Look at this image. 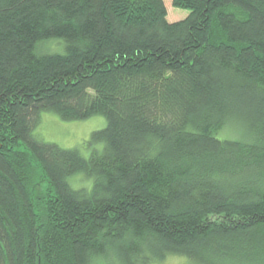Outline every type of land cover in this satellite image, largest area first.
I'll return each mask as SVG.
<instances>
[{"label":"trees","instance_id":"trees-1","mask_svg":"<svg viewBox=\"0 0 264 264\" xmlns=\"http://www.w3.org/2000/svg\"><path fill=\"white\" fill-rule=\"evenodd\" d=\"M172 5L0 0V264H264V0ZM42 111L102 114V150L37 138Z\"/></svg>","mask_w":264,"mask_h":264},{"label":"rangeland","instance_id":"rangeland-1","mask_svg":"<svg viewBox=\"0 0 264 264\" xmlns=\"http://www.w3.org/2000/svg\"><path fill=\"white\" fill-rule=\"evenodd\" d=\"M166 8V20L176 21L183 19L189 13V9L172 5V0H164ZM63 40L50 38L40 45V50L45 53L63 51ZM106 125V118L102 114H94L82 119H62L52 111H42L34 124L32 133L39 139L52 142L62 148H76L86 158L93 152H99L103 148V141H91L93 131L102 129ZM36 190H43L47 184L46 179L38 172ZM91 178L83 172H76L68 177L69 184L74 187L89 185ZM95 264H120L113 255L103 256L97 259ZM154 264H197L191 262L182 255L167 254Z\"/></svg>","mask_w":264,"mask_h":264}]
</instances>
